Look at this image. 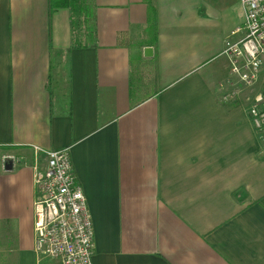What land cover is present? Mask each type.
<instances>
[{"label": "crops", "instance_id": "0c3cea01", "mask_svg": "<svg viewBox=\"0 0 264 264\" xmlns=\"http://www.w3.org/2000/svg\"><path fill=\"white\" fill-rule=\"evenodd\" d=\"M78 5L75 42L69 8L0 0V264H60L33 252L35 148L68 150L93 264H264L255 90L219 88L240 0Z\"/></svg>", "mask_w": 264, "mask_h": 264}, {"label": "built area", "instance_id": "2783aa9c", "mask_svg": "<svg viewBox=\"0 0 264 264\" xmlns=\"http://www.w3.org/2000/svg\"><path fill=\"white\" fill-rule=\"evenodd\" d=\"M244 21L236 41H227L223 56L228 61L226 84H219L222 100L229 101L243 90H255L248 115L257 132H264V0H240ZM234 88L238 89L237 91ZM33 252L37 263L93 264V225L86 199L68 150L34 149ZM42 154L45 163L37 160ZM14 160V159H12Z\"/></svg>", "mask_w": 264, "mask_h": 264}, {"label": "trees", "instance_id": "16d2710c", "mask_svg": "<svg viewBox=\"0 0 264 264\" xmlns=\"http://www.w3.org/2000/svg\"><path fill=\"white\" fill-rule=\"evenodd\" d=\"M79 0H50V10L51 13L57 9L60 8H69L72 11L73 14V30L75 31V42L78 41L79 39V25H80V21H76L75 17L78 15L79 11H80V7L78 5Z\"/></svg>", "mask_w": 264, "mask_h": 264}, {"label": "rangeland", "instance_id": "374dc122", "mask_svg": "<svg viewBox=\"0 0 264 264\" xmlns=\"http://www.w3.org/2000/svg\"><path fill=\"white\" fill-rule=\"evenodd\" d=\"M237 25H239V27H240V26H242V23L240 22V23L237 24ZM47 261H48V260H47ZM40 264H44V263L42 262V263H40Z\"/></svg>", "mask_w": 264, "mask_h": 264}, {"label": "water", "instance_id": "95a60500", "mask_svg": "<svg viewBox=\"0 0 264 264\" xmlns=\"http://www.w3.org/2000/svg\"><path fill=\"white\" fill-rule=\"evenodd\" d=\"M10 168H9V166L8 167H6V170H9Z\"/></svg>", "mask_w": 264, "mask_h": 264}]
</instances>
